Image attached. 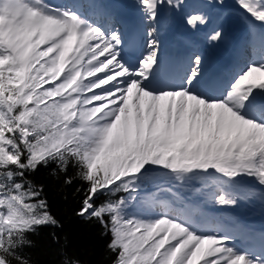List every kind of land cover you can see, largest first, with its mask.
<instances>
[{"label": "snow or ice", "instance_id": "1", "mask_svg": "<svg viewBox=\"0 0 264 264\" xmlns=\"http://www.w3.org/2000/svg\"><path fill=\"white\" fill-rule=\"evenodd\" d=\"M136 5L144 30L126 58L98 0H0V264H31L28 237L62 227L29 179L50 165L63 187L79 181L74 214L110 237L112 264H264V231L205 212L264 200V0H236L255 56L206 86L199 54L179 83L163 79L161 9L185 0ZM62 264L82 262L66 251Z\"/></svg>", "mask_w": 264, "mask_h": 264}, {"label": "trees", "instance_id": "2", "mask_svg": "<svg viewBox=\"0 0 264 264\" xmlns=\"http://www.w3.org/2000/svg\"><path fill=\"white\" fill-rule=\"evenodd\" d=\"M52 167L50 165L48 169H40L29 179L44 185L51 211L60 220L62 227L41 228L37 234L30 235L28 238L32 246L25 248L26 257L31 264H62L67 251L69 255L79 258L82 264H112L114 255L106 247L110 237L102 234L96 221L86 222L74 214L79 197L73 198L72 192L79 181L63 187V175L57 179L49 174ZM73 172L74 169L70 167L68 175Z\"/></svg>", "mask_w": 264, "mask_h": 264}]
</instances>
